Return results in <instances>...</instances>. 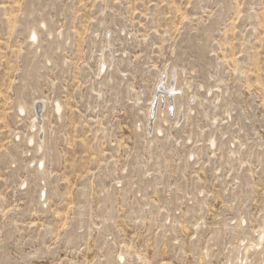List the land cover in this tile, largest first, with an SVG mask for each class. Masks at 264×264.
Listing matches in <instances>:
<instances>
[{
	"label": "rangeland",
	"instance_id": "obj_1",
	"mask_svg": "<svg viewBox=\"0 0 264 264\" xmlns=\"http://www.w3.org/2000/svg\"><path fill=\"white\" fill-rule=\"evenodd\" d=\"M0 41V264H264V0H0ZM46 58L97 108L52 141V208L38 172L16 188L9 144ZM168 72L178 117L159 103ZM122 140L123 211L121 196L77 191L89 158Z\"/></svg>",
	"mask_w": 264,
	"mask_h": 264
},
{
	"label": "built area",
	"instance_id": "obj_2",
	"mask_svg": "<svg viewBox=\"0 0 264 264\" xmlns=\"http://www.w3.org/2000/svg\"><path fill=\"white\" fill-rule=\"evenodd\" d=\"M43 26L46 27L45 24ZM36 36L30 32L28 43L35 46L36 52L40 53L42 52V48L39 47V32H37ZM1 42L3 41H0V44H3ZM12 50H17V48L14 47ZM54 67L57 69L58 66L55 62L52 63L50 59L46 58L42 61V69L40 68L39 74L42 86L39 88V93L34 96L32 102L23 106L24 110L17 109L18 123L12 129L9 140L10 145H19L21 147V166L18 171V183L15 184L16 188L19 191L27 189L31 173L38 172L44 177L41 180L39 197L41 203L46 208H52L55 204L50 198L53 196L52 178L54 176V168L50 150L53 139L56 135H63L68 116L73 114L92 116L96 115L97 112L95 101L90 98L85 99V95L80 94L76 95L73 99L71 98L74 92L66 87L69 85L66 79L57 80V77L53 75ZM105 69L107 70V67ZM163 85L161 84L160 88ZM59 86L63 87L66 93H61ZM94 95L97 96L98 94L94 92ZM155 103L154 101L153 107H155ZM173 110L174 107H171L170 113ZM9 112L12 113L14 111L10 110ZM151 115V118H154V112ZM171 116H174L173 113H171ZM89 120L96 122L92 118H89ZM84 126H88L87 123ZM88 129L91 130L90 128ZM158 134L161 135V133ZM87 135L91 136V133L89 132ZM121 143L114 144L111 142L110 144H104L98 156L93 154L89 158V164L92 161L95 162L97 169L92 170L88 168V170H84L86 173L82 174L77 191L84 196L90 195L92 202L96 206L102 205L97 203L93 197L98 195L106 197L111 195L121 196V210L123 211L125 209L123 197L129 191V147L128 143L124 140ZM67 147L71 148L70 145ZM84 156H87V154H84ZM16 167L17 164H15L14 168ZM99 172H102L105 176L104 184L95 182ZM89 176H92L95 180L91 183L90 187H87L82 182L85 181V177Z\"/></svg>",
	"mask_w": 264,
	"mask_h": 264
},
{
	"label": "bare ground",
	"instance_id": "obj_3",
	"mask_svg": "<svg viewBox=\"0 0 264 264\" xmlns=\"http://www.w3.org/2000/svg\"><path fill=\"white\" fill-rule=\"evenodd\" d=\"M32 33H34V35L36 36L37 35V32L35 31V30H33L32 31ZM37 37V36H36ZM102 70H105V68H106V66H107V63H106V61H105V59L102 61ZM167 79H168V81L163 85V87L162 88H160V86H159V89H161L162 90V92H159V96H158V98H159V103L161 104L163 101H164V103H163V107H165V110H166V112H167V114L168 115H171V113H173V115L176 117H178V115L177 114H179V109H178V107L176 106V100H177V96H176V94L177 93H180V86H178V85H175L174 83H170V79L172 78V76H174L175 77V75H176V77H177V74L175 73V75H173V74H171L170 72H168L167 73ZM176 79V78H175ZM177 81H178V79H177ZM178 83V82H177ZM162 84V83H161ZM181 95V94H180ZM182 97H183V94H182ZM185 97V96H184ZM183 97V98H184ZM191 96H189L188 97V99H191L190 98ZM155 98H153L152 99V102H151V105H150V113L148 114L149 116L152 114V112L154 111V109H153V105H154V103H153V100H154ZM156 102V101H155ZM188 102H190V100H188ZM156 104V103H155ZM172 104L174 105V106H172ZM156 106V105H155ZM176 106V107H175ZM182 104L180 105V108H182ZM171 107H174V110L173 111H171V113H170V108ZM20 109H22V110H24L23 109V106L22 105H20ZM59 109H60V107H59ZM152 109H153V111H152ZM158 106H157V109L155 110V112H154V115L156 114V113H158ZM161 110H162V108H161ZM182 110H183V108H182ZM162 112H164V111H162ZM161 114V113H160ZM180 114H182V113H180ZM184 114V113H183ZM182 114V115H183ZM155 117H158V115L156 114V116ZM164 121H168V119H164ZM152 128H155V130L156 131H158L159 133H162L163 132V125L162 124H158L157 126H154V127H152ZM153 131V130H152ZM214 140H213V144H215L216 143V138H213ZM212 144V145H213Z\"/></svg>",
	"mask_w": 264,
	"mask_h": 264
}]
</instances>
